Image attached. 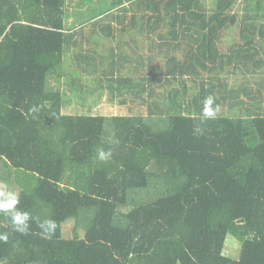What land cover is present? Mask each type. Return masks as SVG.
Listing matches in <instances>:
<instances>
[{"label": "trees", "instance_id": "obj_1", "mask_svg": "<svg viewBox=\"0 0 264 264\" xmlns=\"http://www.w3.org/2000/svg\"><path fill=\"white\" fill-rule=\"evenodd\" d=\"M67 2L0 0V185L32 217L0 213V264H264V0H113L153 52L134 56L72 43ZM106 93L128 114H94Z\"/></svg>", "mask_w": 264, "mask_h": 264}, {"label": "crops", "instance_id": "obj_2", "mask_svg": "<svg viewBox=\"0 0 264 264\" xmlns=\"http://www.w3.org/2000/svg\"><path fill=\"white\" fill-rule=\"evenodd\" d=\"M112 1L113 0H68L64 33L72 37V43L76 44L80 42V40L84 41L89 37H100L101 40H103V43H105L108 52H112L109 50L111 46L118 48L115 51L116 55L128 54L130 56H134L135 53L138 54L141 50L138 51L139 49H137V47L139 41L141 40V44H146V46H148L145 53L148 55L151 53L152 55L153 52L149 49V41H145V35L140 33V30H142L140 17L137 16L134 22L133 17L135 11H132L131 9L129 11L123 10L129 8L133 3L123 2L122 5L112 8ZM116 2L118 3L119 0H116ZM111 14H115V17L108 18L103 23H100V25H94L96 22L102 21ZM110 26L113 27V33L111 32L108 35L99 32L100 29H109L108 27ZM95 29H97L98 32H95ZM103 49L104 48H98V51L100 53H106ZM143 53L144 52L141 51V54ZM147 57L149 58V56ZM101 70L95 74L97 78H102L106 75ZM70 71L67 68L62 70L64 74H62V82L59 87H61V91L63 93H72L70 90V83L67 80V78H72ZM85 84H88V82H85ZM58 85L59 84L57 82H53V86L58 87ZM73 86L74 84L72 83L71 87ZM104 101L105 99L102 100V102ZM118 108H121V106H118ZM73 109L72 102H65L63 114H71V112L66 113V111H72Z\"/></svg>", "mask_w": 264, "mask_h": 264}, {"label": "clouds", "instance_id": "obj_3", "mask_svg": "<svg viewBox=\"0 0 264 264\" xmlns=\"http://www.w3.org/2000/svg\"><path fill=\"white\" fill-rule=\"evenodd\" d=\"M203 116L213 118L220 111V106L214 105V98L208 96L204 100ZM35 111V109H33ZM111 156V153H106L100 150L98 157L101 160H106ZM20 199L18 193L8 190L6 185H0V213L6 214L11 222L12 230L21 234H27L30 229L31 214L22 210L19 207ZM41 229L42 238H50L54 234L57 227L56 221L53 219H45L38 224ZM9 239L8 233H0V241L7 242Z\"/></svg>", "mask_w": 264, "mask_h": 264}, {"label": "rangeland", "instance_id": "obj_4", "mask_svg": "<svg viewBox=\"0 0 264 264\" xmlns=\"http://www.w3.org/2000/svg\"><path fill=\"white\" fill-rule=\"evenodd\" d=\"M110 93H106V95L102 98H100V100L97 101L96 104V110L93 109V113L94 114H100V115H117V114H121V115H127L128 114V110L124 107L118 108V106H114V105H110ZM105 99L104 102H102V100ZM79 110V109H78ZM71 112L72 111H66V113ZM73 112H80V111H74ZM136 113H139L138 111H136ZM73 228H74V224L72 223H68L67 225L64 226V236L66 238H72L73 235ZM226 254L230 255L232 259H238L240 258L241 255V247H240V243H238V241L236 239H234L233 237H229L227 240V247H226Z\"/></svg>", "mask_w": 264, "mask_h": 264}]
</instances>
